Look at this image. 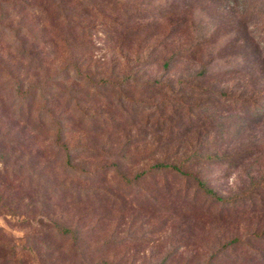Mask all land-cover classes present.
<instances>
[{"label": "rangeland", "instance_id": "374dc122", "mask_svg": "<svg viewBox=\"0 0 264 264\" xmlns=\"http://www.w3.org/2000/svg\"><path fill=\"white\" fill-rule=\"evenodd\" d=\"M257 110L264 0H0V259L257 250L264 218L196 183L222 199L263 187Z\"/></svg>", "mask_w": 264, "mask_h": 264}, {"label": "trees", "instance_id": "16d2710c", "mask_svg": "<svg viewBox=\"0 0 264 264\" xmlns=\"http://www.w3.org/2000/svg\"><path fill=\"white\" fill-rule=\"evenodd\" d=\"M164 65H167L164 63ZM264 117V111L257 110L252 118L253 121L259 122L261 119ZM132 144V143H131ZM247 157V156H246ZM158 169H164V168H172L175 169L177 173H182V171L176 167L172 166L168 163L165 162H159L155 164V166ZM188 175V174H186ZM197 187L199 191L204 193L205 195H208L210 198L213 200L219 201L220 203H232L234 202L237 198L238 200H242L245 205H247L248 212L256 214L258 218H264V181H263V187L259 188V184H254L253 187L254 189H257V192H253V190L249 191V193L244 192L240 194L238 197H234L232 199H222L216 196L212 190L205 188L204 183L201 180H197ZM258 223V221H257ZM258 227H261L262 229L260 231H256L255 233L250 236V240H256L257 242H251L253 243L258 249L256 250L255 248H252L251 246L247 245L248 240L245 241V244L235 238L229 239L226 243H224L222 246L218 247L214 252H212L205 264H224L222 263L221 257H224L225 260H223L226 264H228L226 261H229V264H232L233 262L237 264V261L243 262L244 264H264V222L262 225L258 223ZM257 227V228H258ZM64 229V228H63ZM61 229V231L63 230ZM65 230V229H64ZM67 231L65 230L64 233ZM259 239V240H257ZM249 240V241H250ZM120 240H117L115 242H105L103 246L108 249L110 247V244H115L119 246ZM95 256H97V259L100 260L99 264H101L102 257L100 253H97ZM166 259V258H164ZM67 258L65 256H60L59 259L54 260V264H64V261H66ZM109 263L105 264H130L127 261L121 259V257L114 259L110 258ZM125 261V262H124ZM20 264H23L22 261H19ZM233 263V264H234ZM0 264H5V262H2V259H0Z\"/></svg>", "mask_w": 264, "mask_h": 264}]
</instances>
